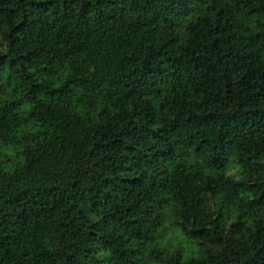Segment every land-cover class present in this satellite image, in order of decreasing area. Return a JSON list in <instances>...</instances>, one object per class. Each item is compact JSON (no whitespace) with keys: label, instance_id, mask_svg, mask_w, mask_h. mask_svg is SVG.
I'll return each mask as SVG.
<instances>
[{"label":"trees","instance_id":"1","mask_svg":"<svg viewBox=\"0 0 264 264\" xmlns=\"http://www.w3.org/2000/svg\"><path fill=\"white\" fill-rule=\"evenodd\" d=\"M0 264H264V0H0Z\"/></svg>","mask_w":264,"mask_h":264},{"label":"rangeland","instance_id":"2","mask_svg":"<svg viewBox=\"0 0 264 264\" xmlns=\"http://www.w3.org/2000/svg\"><path fill=\"white\" fill-rule=\"evenodd\" d=\"M167 238H168L167 236L164 237L163 241H166ZM182 246L184 247V250H185L186 252L190 253V249L188 248L189 246H188V244H187L186 242H182ZM186 252H185V253H186Z\"/></svg>","mask_w":264,"mask_h":264}]
</instances>
